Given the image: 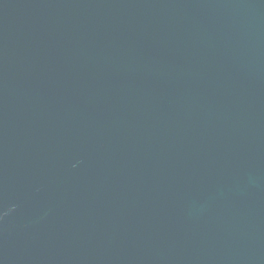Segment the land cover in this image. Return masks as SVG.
<instances>
[{"label":"water","instance_id":"1","mask_svg":"<svg viewBox=\"0 0 264 264\" xmlns=\"http://www.w3.org/2000/svg\"><path fill=\"white\" fill-rule=\"evenodd\" d=\"M0 264H264V0H0Z\"/></svg>","mask_w":264,"mask_h":264}]
</instances>
